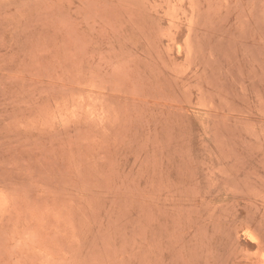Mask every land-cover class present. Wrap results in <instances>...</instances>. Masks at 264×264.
<instances>
[{"label": "rangeland", "instance_id": "374dc122", "mask_svg": "<svg viewBox=\"0 0 264 264\" xmlns=\"http://www.w3.org/2000/svg\"><path fill=\"white\" fill-rule=\"evenodd\" d=\"M0 264H264V0H0Z\"/></svg>", "mask_w": 264, "mask_h": 264}]
</instances>
